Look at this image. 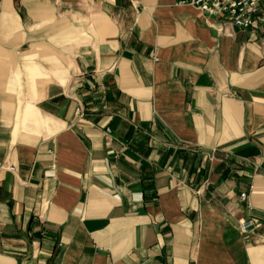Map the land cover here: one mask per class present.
Masks as SVG:
<instances>
[{"label":"crops","instance_id":"1","mask_svg":"<svg viewBox=\"0 0 264 264\" xmlns=\"http://www.w3.org/2000/svg\"><path fill=\"white\" fill-rule=\"evenodd\" d=\"M263 40L178 0H0V264H264Z\"/></svg>","mask_w":264,"mask_h":264},{"label":"built area","instance_id":"2","mask_svg":"<svg viewBox=\"0 0 264 264\" xmlns=\"http://www.w3.org/2000/svg\"><path fill=\"white\" fill-rule=\"evenodd\" d=\"M179 3L197 6L208 17L221 18L225 22L241 29L258 30L264 35V0H178ZM264 42V40H263ZM82 114V109H77ZM242 198L247 195L243 194ZM239 229L243 234H250L260 226L254 219L242 220Z\"/></svg>","mask_w":264,"mask_h":264}]
</instances>
